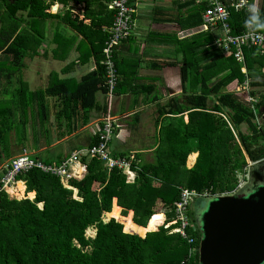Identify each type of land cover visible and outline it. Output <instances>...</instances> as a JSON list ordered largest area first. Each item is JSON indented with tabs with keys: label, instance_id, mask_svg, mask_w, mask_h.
<instances>
[{
	"label": "trees",
	"instance_id": "1",
	"mask_svg": "<svg viewBox=\"0 0 264 264\" xmlns=\"http://www.w3.org/2000/svg\"><path fill=\"white\" fill-rule=\"evenodd\" d=\"M92 1L98 10L94 17L104 14L112 21L113 13L104 4L111 0H0V153L5 158L12 131L19 137V146L38 139L37 129L48 122L45 103L49 97H57L61 103V111L54 120L57 125L64 121L67 134L78 129V115L84 126L90 112H106V105L101 106L96 97L106 92L101 61L107 33L101 32V20L97 23L94 17L88 25L72 17L69 10L63 17L69 27L89 42L87 50L78 47V59L86 64L93 56L94 70L79 80L54 76L45 89L35 90H30L23 77L27 60L40 56L44 40L41 23L59 19V15L47 12L49 5L84 4L88 8L85 17H89ZM223 1L229 5L234 0ZM228 10L233 34L262 30L263 27L247 22L252 15L249 8L228 6ZM259 14L264 22V10ZM204 39L202 47L198 44L189 53L182 51L181 95L157 106L155 124L159 129L153 159L143 161L139 159L140 153L135 154L138 163L132 166L133 182H126V176L118 169L107 172L98 157L86 155L80 158L85 166L81 179L70 178L64 185L58 177L34 168L16 176V181L25 185L23 199L0 192V264H198L201 233L191 204L188 216L196 229L187 232L195 238L194 254L189 255L191 246L185 239L170 233L177 226L172 222V211L179 201L180 189L199 195L192 201L203 199L200 195L204 192L212 196L231 194L237 189V176L247 166V159L252 163L264 160V136L255 125L251 108L235 92L248 79L251 94L260 100L257 107L264 111V93L255 90L264 88V55L244 49V75L232 56L222 55L213 47L212 37ZM69 46L67 43L64 48ZM114 59L118 76L116 96L127 89L119 79L117 49ZM185 114L187 122L183 119ZM28 127L32 129L31 136ZM242 127L246 132L241 131ZM63 137L61 134L56 139ZM45 139L49 144L52 138ZM97 140L98 130L88 147L97 144ZM23 151L35 161L48 163L25 147L14 157ZM14 157L5 159L0 169ZM68 157L49 164L60 165ZM186 163H191V168ZM73 189L77 198L73 197ZM113 199L118 206H112ZM106 213L109 217L104 220L109 221L104 222ZM88 229L95 231L94 237L86 236Z\"/></svg>",
	"mask_w": 264,
	"mask_h": 264
},
{
	"label": "crops",
	"instance_id": "2",
	"mask_svg": "<svg viewBox=\"0 0 264 264\" xmlns=\"http://www.w3.org/2000/svg\"><path fill=\"white\" fill-rule=\"evenodd\" d=\"M96 1L98 2V0ZM133 1L136 8L134 30L132 35L117 47L119 79L127 91L116 95L112 103L111 115L117 118V123L109 149L112 155L140 153V160L152 162L153 150L157 143L154 141L148 142L147 138H155L156 140L159 129V126L155 124L158 118L157 106L163 104L169 98H179L181 95L180 66L183 60L182 51L189 53L198 44H201L200 47H202L205 44L204 38L207 36L212 37V35L201 30L202 22L200 24V21H202V8L204 5L202 0ZM246 1L248 8L250 5L255 4L257 10H264V0ZM93 3L96 2L92 1L91 6H89L93 9L89 17H85L88 8L84 4L69 2L64 5L53 2L49 5L47 12L59 15V19H47L41 23L44 35L42 46L44 51H40V55L42 54L46 59L44 60L45 65H48V68L49 65H53V68L49 70L46 84L38 86V88L45 89L50 78L54 76H57L58 79L72 77L79 80L81 76L95 69L93 56L86 64H82L78 59V47L81 46L83 51L87 50L90 48L89 42L69 27L67 19L63 18L64 13L69 10L72 17H78L83 24L88 25L90 18L94 17L98 11ZM104 4L108 5L107 3ZM54 6L56 7L55 10L52 9ZM94 18L98 19L95 20L97 23L101 20L102 33H105L111 26H108L107 23L113 22V17L110 21L104 17V14ZM195 40H197L196 43ZM67 43L70 46L65 49L64 45ZM202 51L206 50L203 48ZM56 63L58 69L54 67ZM38 77L42 78V76ZM43 80L45 79L43 78ZM33 87L31 90L38 89ZM96 99L101 106L105 104V95L99 93ZM45 105L48 122L45 127L37 129L38 139L32 138L28 140L25 146H19V137L17 133L12 131L8 139L10 142L7 149L8 157L5 158L0 153V165L5 159L19 154L23 147L45 162H60L68 157L72 151L89 146L99 128L102 117L105 115L102 112H90L88 122L84 126L81 125L79 120L81 116L78 115L77 121H75L78 129L71 134H67L64 121H60L57 125L54 120L56 113L61 108L59 99L49 97ZM36 111L35 109L34 112ZM27 115L31 118V111ZM183 119L187 122L186 114ZM27 133L31 136L32 129L28 127ZM61 134H64V137L57 140L56 137ZM45 136L52 138L49 144L46 142ZM79 173L82 175L85 170L80 168ZM23 186L25 188L24 183ZM75 191L73 189V192ZM114 202L117 203L116 199H113L112 204ZM104 215L108 216V213Z\"/></svg>",
	"mask_w": 264,
	"mask_h": 264
},
{
	"label": "built area",
	"instance_id": "3",
	"mask_svg": "<svg viewBox=\"0 0 264 264\" xmlns=\"http://www.w3.org/2000/svg\"><path fill=\"white\" fill-rule=\"evenodd\" d=\"M202 1L205 3V9L202 12L201 30L210 33L214 39L213 47L219 49L222 55L232 56L240 64L241 73L246 75L244 49H254L257 50L260 55H264V27L259 32L248 30L240 34H233L229 24L230 13L228 6L234 9H245L248 8L247 1L234 0L229 3V5H226L223 0ZM107 9L113 13V22L106 31L107 38L102 48L103 60L101 64L105 69L106 112L100 121L102 126L98 129L97 144L80 151H73L60 165L43 164L42 162L35 161L30 158L27 152L23 151L21 155L14 157L1 167L0 192L3 190L10 196H14L10 191L15 189L14 187H16L18 183L16 181V176L20 172L29 171L34 168L58 177L64 185H67L68 179L81 178L78 171L80 168L84 170L85 166L80 163V158L86 155L98 157L107 172H110L112 169H118L126 176V182H133L134 173L132 171V166L138 163L135 154L130 153L127 157H113L109 149V142L113 137L114 128L117 123V118L111 115L118 77L114 55L118 45L132 35L135 27L136 8L133 0H111L107 5ZM250 91L251 87L249 86L248 79H246L236 88L235 92L239 93L243 101L251 108L254 114L255 125L264 136V111L262 112V110L257 107L260 100L257 96L252 95ZM253 164L254 163L247 159V166L238 176L236 191L231 194L223 195L236 194L245 188L250 180V167ZM195 196L199 195L186 188L180 189L179 201L175 204L172 211V222L176 223L177 226L172 229L170 233H177L187 241L191 246L189 255L194 254L195 248L192 246H194L195 238L189 235L187 230H195L196 228L190 215L188 216V208L192 202V198ZM200 196L207 200L218 195L212 196L204 192Z\"/></svg>",
	"mask_w": 264,
	"mask_h": 264
},
{
	"label": "water",
	"instance_id": "4",
	"mask_svg": "<svg viewBox=\"0 0 264 264\" xmlns=\"http://www.w3.org/2000/svg\"><path fill=\"white\" fill-rule=\"evenodd\" d=\"M263 163L250 167L238 193L207 199L199 212L198 264H264Z\"/></svg>",
	"mask_w": 264,
	"mask_h": 264
},
{
	"label": "rangeland",
	"instance_id": "5",
	"mask_svg": "<svg viewBox=\"0 0 264 264\" xmlns=\"http://www.w3.org/2000/svg\"><path fill=\"white\" fill-rule=\"evenodd\" d=\"M43 48L44 47H42V49L40 51H42V50L44 51ZM44 60H46V59L42 56V54L39 57H36V58L33 57L31 60H27V68L24 70L23 77L27 81V83L30 87V90L33 86H34L33 88H38V86L45 85L47 80H48L47 75L49 73V70L53 68V65H49V68H48V65H45V63H44ZM54 67L56 69L59 68V67L57 68V63L54 65ZM38 76H40V77L42 76V78L40 79ZM43 78L45 80H43ZM255 90H256V92H259L261 94L264 93V88H257ZM241 131L246 132L245 127H242ZM147 140H148V142H153V141L156 142L155 138L154 139L153 138H147ZM189 165H191V163H188V165L186 163V167ZM262 168H263L262 170H264V165L262 166ZM240 174H238V176ZM83 175H81L80 177L82 178ZM24 191H25V188L22 191L21 190L18 191L17 185H16L15 189H12L10 192L12 193V195H14L13 197H15L16 199H23L22 195H23ZM76 193H77V191L73 192V197L75 196ZM206 201L207 200H205V199L195 198V199H193V201L191 203V207H190L191 213L194 216V218L196 219L197 223L199 222V212H200V210H202L205 207ZM113 204L115 205V202ZM113 204H112V206H113ZM120 213H121V210L119 212V215H120ZM103 217H109V216L104 215ZM163 219H164V216H163ZM106 221H108V219ZM94 233H95V231L93 229H88L86 231V236L87 237H94Z\"/></svg>",
	"mask_w": 264,
	"mask_h": 264
},
{
	"label": "clouds",
	"instance_id": "6",
	"mask_svg": "<svg viewBox=\"0 0 264 264\" xmlns=\"http://www.w3.org/2000/svg\"><path fill=\"white\" fill-rule=\"evenodd\" d=\"M249 10L252 13V15L250 16V18H249V20L247 22L250 25L254 24L256 27H264V22H261L260 14H259V11L257 10L255 4L250 5L249 6ZM68 188H70V187H68ZM74 198H77L76 194H75ZM103 220H104V217H103Z\"/></svg>",
	"mask_w": 264,
	"mask_h": 264
},
{
	"label": "bare ground",
	"instance_id": "7",
	"mask_svg": "<svg viewBox=\"0 0 264 264\" xmlns=\"http://www.w3.org/2000/svg\"><path fill=\"white\" fill-rule=\"evenodd\" d=\"M82 171V170H81ZM80 174V173H79ZM17 189H18V191H22L23 189H24V186H23V183H21V182H18L17 183ZM17 192V191H16ZM16 196V195H15Z\"/></svg>",
	"mask_w": 264,
	"mask_h": 264
},
{
	"label": "flooded vegetation",
	"instance_id": "8",
	"mask_svg": "<svg viewBox=\"0 0 264 264\" xmlns=\"http://www.w3.org/2000/svg\"><path fill=\"white\" fill-rule=\"evenodd\" d=\"M264 165V163L261 165V168H262V166ZM263 169V168H262Z\"/></svg>",
	"mask_w": 264,
	"mask_h": 264
}]
</instances>
